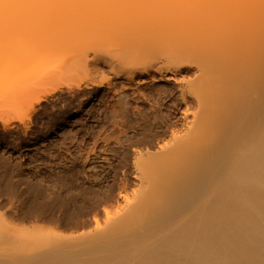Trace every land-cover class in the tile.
Listing matches in <instances>:
<instances>
[{"label":"bare ground","instance_id":"1","mask_svg":"<svg viewBox=\"0 0 264 264\" xmlns=\"http://www.w3.org/2000/svg\"><path fill=\"white\" fill-rule=\"evenodd\" d=\"M131 1L0 0V100L62 51L121 91L95 160L25 190L0 161V264H264V0ZM156 73L166 96L128 97Z\"/></svg>","mask_w":264,"mask_h":264},{"label":"rangeland","instance_id":"2","mask_svg":"<svg viewBox=\"0 0 264 264\" xmlns=\"http://www.w3.org/2000/svg\"><path fill=\"white\" fill-rule=\"evenodd\" d=\"M130 3H132V1ZM15 15L16 14H8L7 18H13ZM62 52L60 53L62 54ZM66 52L67 51H65V54H62V56L60 53L56 56L55 54L54 56H48L39 64L32 65L25 71L21 76V80L32 84L33 88L17 100L19 102L18 106L15 107L16 104L13 103V106L12 104L9 106L10 101L8 103V100L6 101L5 99V102L8 103L7 105L3 100H0V161L4 162L9 170L18 168L21 171L22 177L16 178L20 180L19 190H25L28 184L27 182L33 185L42 184V187L46 186L45 179L56 180L57 178L63 177L69 165L77 164L78 168H80L79 166L84 159L88 157L89 153V158L95 160L96 149H99H95L97 134L100 133V137L102 138L106 137L104 134L109 135L108 131L110 127L106 117L109 115L110 109H114L115 107L118 109L121 105V101L116 98L117 92L118 94L121 93L119 86L115 87L114 91L101 88L97 90V92L89 94V88L86 87L87 84L84 85L86 80L84 75H86V73L77 72L76 68H72V71L69 68L67 70L64 69L66 68L64 64H59L60 61H63L60 59H63L65 57L64 55H69ZM64 59L66 60V57ZM58 65H60L59 68L61 70L57 71ZM62 69L66 71L61 74L60 72H62ZM78 71H80L79 68ZM95 75L96 74L93 76ZM149 76L144 78L145 82L142 85L143 87L135 86V84L130 85L131 89L136 87L132 91L133 94H136H134L135 96L132 94L131 90L126 91L127 95L129 94V98L132 96L130 99L134 98L137 102L140 97L144 95L148 96L149 94L154 95L155 92H157L155 94L158 96H166V91L170 89L172 85H166L163 75L160 76L156 73L155 75ZM151 82L153 84H151ZM77 85H79L78 87H80V85L82 86L80 87L81 90L77 89ZM165 88L167 90H165ZM81 91H83V94ZM112 91L116 93L114 94ZM43 94L47 95L43 97L40 104H36V97ZM116 100L120 105L114 104ZM2 102L4 103L3 105ZM31 105H33V109L30 108ZM134 106L140 109L145 107V105L141 103L133 104V107ZM7 120L15 125L12 130L10 129L11 133L10 130H3L1 126V121L3 123V121L7 122ZM21 122H26L25 126L29 129L27 127L24 128ZM22 128H24V131ZM25 131L26 133H24ZM100 146H102V144H100ZM103 158L102 156L100 159L96 160V164L99 166L104 165V161H101ZM90 162H92V160ZM92 167V164L87 165L84 171L80 170L82 173L78 172L77 176H90ZM3 188H6L5 191L9 190L7 186Z\"/></svg>","mask_w":264,"mask_h":264}]
</instances>
